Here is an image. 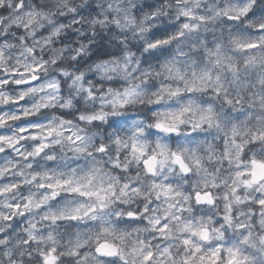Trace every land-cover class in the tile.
<instances>
[{
    "label": "clouds",
    "instance_id": "9594fccd",
    "mask_svg": "<svg viewBox=\"0 0 264 264\" xmlns=\"http://www.w3.org/2000/svg\"><path fill=\"white\" fill-rule=\"evenodd\" d=\"M0 264H264V0H0Z\"/></svg>",
    "mask_w": 264,
    "mask_h": 264
}]
</instances>
